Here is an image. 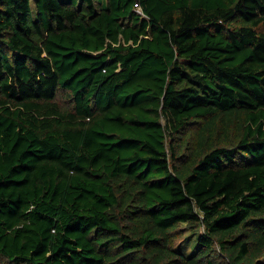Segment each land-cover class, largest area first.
I'll return each mask as SVG.
<instances>
[{
  "label": "trees",
  "instance_id": "16d2710c",
  "mask_svg": "<svg viewBox=\"0 0 264 264\" xmlns=\"http://www.w3.org/2000/svg\"><path fill=\"white\" fill-rule=\"evenodd\" d=\"M0 264H264V0H0Z\"/></svg>",
  "mask_w": 264,
  "mask_h": 264
},
{
  "label": "rangeland",
  "instance_id": "374dc122",
  "mask_svg": "<svg viewBox=\"0 0 264 264\" xmlns=\"http://www.w3.org/2000/svg\"><path fill=\"white\" fill-rule=\"evenodd\" d=\"M33 11L35 12V6L32 4ZM186 239L184 242L178 245V250L182 252L186 257H191L195 250L198 248L200 245V234L187 231L186 232ZM179 241V240H178Z\"/></svg>",
  "mask_w": 264,
  "mask_h": 264
},
{
  "label": "built area",
  "instance_id": "2783aa9c",
  "mask_svg": "<svg viewBox=\"0 0 264 264\" xmlns=\"http://www.w3.org/2000/svg\"><path fill=\"white\" fill-rule=\"evenodd\" d=\"M138 6V4H136Z\"/></svg>",
  "mask_w": 264,
  "mask_h": 264
}]
</instances>
